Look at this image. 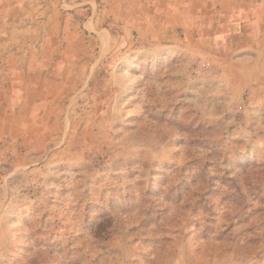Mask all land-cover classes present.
Returning <instances> with one entry per match:
<instances>
[{"label":"rangeland","instance_id":"374dc122","mask_svg":"<svg viewBox=\"0 0 264 264\" xmlns=\"http://www.w3.org/2000/svg\"><path fill=\"white\" fill-rule=\"evenodd\" d=\"M251 1L174 39L90 33L45 129L1 149L0 264H264V30L235 20L263 16Z\"/></svg>","mask_w":264,"mask_h":264},{"label":"crops","instance_id":"0c3cea01","mask_svg":"<svg viewBox=\"0 0 264 264\" xmlns=\"http://www.w3.org/2000/svg\"><path fill=\"white\" fill-rule=\"evenodd\" d=\"M237 3L242 8L245 0H0V152L6 141L45 129L64 85L71 94L79 67H90V33L101 31L102 21L174 39L175 29L190 27L192 13ZM247 12L235 18L237 29L252 23V36L261 34L264 13Z\"/></svg>","mask_w":264,"mask_h":264},{"label":"built area","instance_id":"2783aa9c","mask_svg":"<svg viewBox=\"0 0 264 264\" xmlns=\"http://www.w3.org/2000/svg\"><path fill=\"white\" fill-rule=\"evenodd\" d=\"M5 154H6V157H7V160L9 161L12 157V147H7L6 150H5ZM5 159V157H4Z\"/></svg>","mask_w":264,"mask_h":264}]
</instances>
